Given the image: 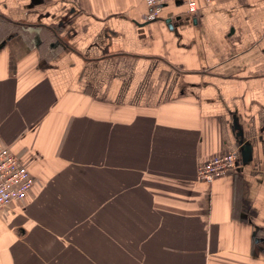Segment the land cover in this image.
<instances>
[{
	"label": "crops",
	"instance_id": "obj_1",
	"mask_svg": "<svg viewBox=\"0 0 264 264\" xmlns=\"http://www.w3.org/2000/svg\"><path fill=\"white\" fill-rule=\"evenodd\" d=\"M196 5L0 0V264H264V0Z\"/></svg>",
	"mask_w": 264,
	"mask_h": 264
},
{
	"label": "built area",
	"instance_id": "obj_2",
	"mask_svg": "<svg viewBox=\"0 0 264 264\" xmlns=\"http://www.w3.org/2000/svg\"><path fill=\"white\" fill-rule=\"evenodd\" d=\"M144 3L147 9L146 21L157 19L163 7L170 4H179L189 14H195L197 10L196 0H144ZM235 165L234 153L213 156L198 167L197 179L211 184L224 177ZM33 185L34 179L29 170L7 146L0 144V210L23 200Z\"/></svg>",
	"mask_w": 264,
	"mask_h": 264
}]
</instances>
